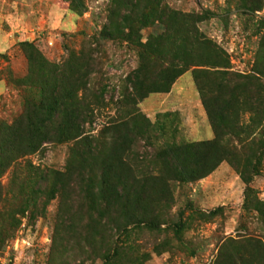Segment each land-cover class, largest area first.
<instances>
[{"label": "rangeland", "instance_id": "rangeland-1", "mask_svg": "<svg viewBox=\"0 0 264 264\" xmlns=\"http://www.w3.org/2000/svg\"><path fill=\"white\" fill-rule=\"evenodd\" d=\"M154 1L167 10L166 24L152 15ZM252 1L0 0V130L58 75L75 82L76 97L89 104L85 136L107 141V128L133 107L145 118L139 125L147 137L121 155L138 178L115 205L93 184L66 174L71 141L44 143L15 159L0 174V264H264V146L257 144L251 168L242 166L247 147L237 141L261 131L264 120L255 125L253 117H262L246 110L247 97L225 79L200 78L210 108L235 121L238 135L221 137L210 161L226 159L193 181L169 179L167 169L158 173L153 157L213 138L193 80L198 66H186L166 91L135 104L124 97L126 79L140 65L139 44L172 34L185 39L192 27L223 51L227 72L248 73L264 26V0L257 10H242ZM125 16L134 21L130 28ZM168 48L163 42L157 54ZM146 62L167 67L163 60ZM52 172L64 174L57 191L49 186ZM35 179L46 192L31 189Z\"/></svg>", "mask_w": 264, "mask_h": 264}, {"label": "trees", "instance_id": "trees-1", "mask_svg": "<svg viewBox=\"0 0 264 264\" xmlns=\"http://www.w3.org/2000/svg\"><path fill=\"white\" fill-rule=\"evenodd\" d=\"M259 1L262 0H253L250 6L243 3L242 10L244 12L257 10ZM150 11L156 20L167 23L165 17L168 12L158 1H154ZM122 21L126 23L127 28H130L134 22L126 16L122 17ZM260 22L264 24V20ZM262 27L263 32L259 37L253 66L248 73L242 74L227 72L228 61L223 51L210 40L197 34L193 27L192 31L190 30V36L185 39H178L177 34H172L169 37L157 36L144 44H139L142 48L139 55L140 65L126 79L128 87L125 88V101L135 104L137 99H141L147 93L166 91L186 66H198L193 71V80L213 132V138L209 141L187 142L156 151L153 160L159 163L158 173L162 174L163 169L166 173L167 169L169 179L177 181H193L202 178L215 167L219 160L226 159V156L221 155L216 161H210L213 158L212 149L222 140L221 137L225 134L231 137L238 135L235 130L237 128L235 121L210 108L208 99L202 92L201 77L214 80L225 79L227 83H231L232 89H240L239 94H244L247 102L249 101L246 110L253 115L260 114L262 117L260 119L257 115L253 117L255 125L257 126L260 120H264V26ZM103 37L113 38L108 33L103 34ZM163 42L169 46L168 53L157 54ZM182 42L183 50L180 49ZM22 45L23 52L31 63L29 73H32V57L28 56L25 48L28 44L23 42ZM147 58L156 62L163 60L167 67L163 68L158 63L154 67H148ZM47 82L49 83L48 80L41 79V85ZM42 87H44L43 94L39 101L25 102L24 110L17 119L11 125H4V128L0 130V174L15 159L35 151L44 143L71 141L65 168L66 174L74 177L73 179L77 182L93 184L91 186L95 187L102 199L115 205L121 193L126 191L128 184L131 187L137 182L136 166L126 163L125 156L121 155L126 151H132L138 139H147L143 134V125H139V121L142 119L145 122V118L132 107L126 112V118L117 120L107 128L112 130L107 141H96L83 134V125L87 122L90 109L89 104L82 98L76 97L75 82L56 75L55 80H51L49 85ZM79 87L84 89L85 85L82 83ZM247 92L250 93L249 96ZM119 128L123 129L122 132L117 131ZM246 135V141L237 140L243 147L244 145L247 147L242 154V166L253 168L249 159L257 157L259 151L257 144L263 143L264 146V121L261 131L255 133L251 131ZM52 173L56 177L49 186L57 191L60 177L64 174ZM47 175L45 172L41 174L44 178ZM38 182L35 179V185L31 189L34 192H46L47 187L43 184L38 187ZM258 205L259 202H256L253 206L257 208Z\"/></svg>", "mask_w": 264, "mask_h": 264}]
</instances>
